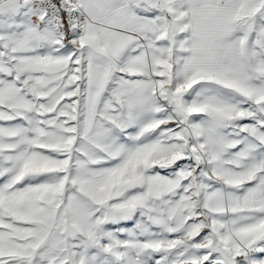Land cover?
I'll list each match as a JSON object with an SVG mask.
<instances>
[{
	"label": "snow or ice",
	"instance_id": "obj_1",
	"mask_svg": "<svg viewBox=\"0 0 264 264\" xmlns=\"http://www.w3.org/2000/svg\"><path fill=\"white\" fill-rule=\"evenodd\" d=\"M0 264H264V0H0Z\"/></svg>",
	"mask_w": 264,
	"mask_h": 264
}]
</instances>
